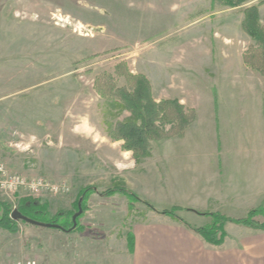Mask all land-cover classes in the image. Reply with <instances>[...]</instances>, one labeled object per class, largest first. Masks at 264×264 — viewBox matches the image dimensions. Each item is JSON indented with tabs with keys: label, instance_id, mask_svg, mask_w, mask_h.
Here are the masks:
<instances>
[{
	"label": "rangeland",
	"instance_id": "1",
	"mask_svg": "<svg viewBox=\"0 0 264 264\" xmlns=\"http://www.w3.org/2000/svg\"><path fill=\"white\" fill-rule=\"evenodd\" d=\"M252 5L259 6L264 25V0L234 8L218 0H0V145L10 151L15 167L10 170L63 181L39 169L52 166L47 156L53 143L46 132L67 111L91 117L105 137L116 141L110 131L132 117L122 106L120 91H131L137 75L150 77L152 93L154 88L158 94L161 80L191 72L199 77L194 84L210 92L209 79L201 75L221 67V52L239 57L258 49L243 29L245 9ZM173 110L177 113L175 107L167 113ZM170 118L174 116L165 119V128L173 131L180 120L173 126L167 123ZM27 138H33L27 146L18 144ZM85 146L86 170L74 184L65 180L68 193L32 198L48 201L57 212L74 210L87 186L127 187L123 164L130 153H119L116 166L109 148L99 156L92 143ZM144 159L135 160L140 164ZM23 197L30 196L13 202L0 192L14 206ZM88 207L81 219L85 228L76 233L38 225H21L18 233L0 230V264H72L85 256L104 257L111 231L124 229L133 215L150 210L123 194L94 193ZM230 225L237 233L236 224Z\"/></svg>",
	"mask_w": 264,
	"mask_h": 264
},
{
	"label": "crops",
	"instance_id": "2",
	"mask_svg": "<svg viewBox=\"0 0 264 264\" xmlns=\"http://www.w3.org/2000/svg\"><path fill=\"white\" fill-rule=\"evenodd\" d=\"M219 59L221 67L201 75L209 79L210 92L204 93L194 84L197 75L191 72L161 80L158 94L153 88L157 102L177 100L181 105L178 112L194 119L184 132L155 141L151 155L140 164L132 151L123 149V140L105 137L91 117L65 111L60 123L46 132L53 143L47 156L52 166L42 164L39 169L74 184L86 170L85 145L89 141L98 148L99 156L109 148L116 166L119 153H130L123 164L127 187L158 209H166L168 204L180 207L177 214L195 226L212 222L198 212L246 215L264 205V76L245 64L244 54L221 52ZM231 59L237 62L231 63ZM175 117L173 126L179 120ZM34 137L42 140L43 136ZM32 140L18 144L27 146ZM0 148V158L14 169L10 151ZM129 222L124 229L111 231L110 251L105 244L104 257L85 256L72 264H264V231L236 225L233 228L238 232L232 233L229 223V237L217 246L178 220L151 210L133 215Z\"/></svg>",
	"mask_w": 264,
	"mask_h": 264
},
{
	"label": "trees",
	"instance_id": "3",
	"mask_svg": "<svg viewBox=\"0 0 264 264\" xmlns=\"http://www.w3.org/2000/svg\"><path fill=\"white\" fill-rule=\"evenodd\" d=\"M223 5L229 7H239L253 0H218ZM244 31L254 40L257 51L254 54L244 55L245 64L264 76V25L260 20L258 5H252L245 9V19L243 21ZM135 85L131 91L121 90L122 106L132 113V117L120 122L110 131L109 136L114 140H123V149L132 151L137 162L151 155L152 142L160 141L175 133H182L185 128L193 121V115H185L178 112L181 105L177 100H164L157 102L153 97L151 83L145 75H137ZM168 107L177 108V113L173 111L167 113ZM168 114V115H167ZM173 115L167 123H174L176 117L180 120L179 127H173V131H167L165 119ZM165 122V123H164ZM97 193L101 196H114L123 194L129 200L142 202L151 211L160 215L170 216L189 229L202 236L208 243L221 246L229 237L226 225L233 223L239 226L250 228L256 231H264V205L261 204L251 209L245 216L234 218L220 212H198L200 215L211 217L212 222L205 226H195L177 214L180 207L174 206L170 209H158L154 204L142 198L135 191L127 187H113L100 190L97 186L90 185L82 189L74 210H59L54 212L51 204L42 199L23 197L17 206L13 203L0 198V230L10 233L21 231V225H34L27 222L24 218H30L43 223L58 225L57 229L65 232H78L85 227L81 223L82 217L87 212L88 201L92 194ZM80 199H83V214L78 218L77 228L71 230L74 225L73 216L78 211ZM46 228V227H45ZM56 228V227H52ZM129 246L132 251V236L129 235Z\"/></svg>",
	"mask_w": 264,
	"mask_h": 264
},
{
	"label": "built area",
	"instance_id": "4",
	"mask_svg": "<svg viewBox=\"0 0 264 264\" xmlns=\"http://www.w3.org/2000/svg\"><path fill=\"white\" fill-rule=\"evenodd\" d=\"M70 191L68 183L56 181L49 177H28L22 173L11 171L5 162L0 161V192L13 202L21 196L64 195ZM28 264H36L29 261Z\"/></svg>",
	"mask_w": 264,
	"mask_h": 264
},
{
	"label": "water",
	"instance_id": "5",
	"mask_svg": "<svg viewBox=\"0 0 264 264\" xmlns=\"http://www.w3.org/2000/svg\"><path fill=\"white\" fill-rule=\"evenodd\" d=\"M83 212H84L83 199H80V201H79V210L73 216L74 225L71 228V230L77 228V226H78V218L83 214ZM24 219L27 222H30V223H32L34 225H38V226H42V227H46V228H52V227L58 228L59 227L58 225H53V224H49V223H43V222H40V221H37V220H33V219H30V218H27V217H25Z\"/></svg>",
	"mask_w": 264,
	"mask_h": 264
}]
</instances>
